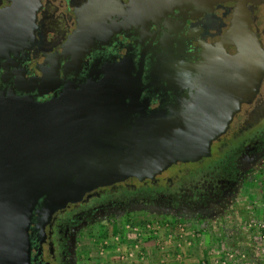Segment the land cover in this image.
Returning a JSON list of instances; mask_svg holds the SVG:
<instances>
[{
    "label": "flooded vegetation",
    "instance_id": "flooded-vegetation-1",
    "mask_svg": "<svg viewBox=\"0 0 264 264\" xmlns=\"http://www.w3.org/2000/svg\"><path fill=\"white\" fill-rule=\"evenodd\" d=\"M9 98L43 113L92 100L107 123L100 155L33 208L30 264H80L86 232L117 219L223 227L264 169V4L0 0ZM198 140L212 152L159 169Z\"/></svg>",
    "mask_w": 264,
    "mask_h": 264
},
{
    "label": "water",
    "instance_id": "water-1",
    "mask_svg": "<svg viewBox=\"0 0 264 264\" xmlns=\"http://www.w3.org/2000/svg\"><path fill=\"white\" fill-rule=\"evenodd\" d=\"M106 124L92 100L46 113L25 99L0 100V264H30L33 208L100 155Z\"/></svg>",
    "mask_w": 264,
    "mask_h": 264
},
{
    "label": "rangeland",
    "instance_id": "rangeland-1",
    "mask_svg": "<svg viewBox=\"0 0 264 264\" xmlns=\"http://www.w3.org/2000/svg\"><path fill=\"white\" fill-rule=\"evenodd\" d=\"M239 1L243 2V0ZM246 1H252L253 5L264 4V0ZM237 9L246 16L243 21L248 29L251 22L249 8L246 5L239 4L236 7ZM248 32L246 30L245 35ZM247 44L250 45L251 42L248 41ZM249 48L252 51L253 47L250 46ZM245 59L247 62L244 66L247 67L249 65L248 60L250 62L253 60L251 57L248 58L247 55ZM262 65L263 61L260 62V66ZM211 152V146L202 140H198L186 150L174 153L173 158L168 157L167 160H164L165 162L163 161L164 163L159 164V169L167 170L172 162L178 164L182 160L193 164L196 160L207 156ZM240 202L239 207L223 219L222 225L230 229L231 232H237L242 242L252 246L254 252H264V236L262 237L256 228L258 226L257 220H264L261 219L264 218V169L259 174L254 175L244 186ZM148 218L155 220L150 225H154L156 228L147 232L144 230L145 227L142 221L125 222L119 219L116 220L114 230L106 225L103 228L96 227L93 231L86 232L79 249L80 264H129L137 256L135 251L142 252L141 255L138 254V260L146 261L145 259H148L147 256H149V253L146 256L147 250H152V252L155 250L156 255L158 254L160 258H164L163 262L174 264H190L192 260L196 264H212L216 260V264H241V259L246 258L245 256L236 255V251L229 247L216 225L209 228L201 225L196 226L169 216L157 220L154 217ZM134 219L139 220L140 218ZM138 233L140 234L138 235ZM195 244L197 246L194 250L196 256H193V252L192 256L194 258L190 260L187 252L189 247ZM227 250L236 255L233 260L224 259ZM155 254L154 256H156ZM200 255L201 257L196 262L195 257L197 258Z\"/></svg>",
    "mask_w": 264,
    "mask_h": 264
},
{
    "label": "crops",
    "instance_id": "crops-1",
    "mask_svg": "<svg viewBox=\"0 0 264 264\" xmlns=\"http://www.w3.org/2000/svg\"><path fill=\"white\" fill-rule=\"evenodd\" d=\"M261 219H264V218H261ZM257 222H258V226H256V228L260 229L259 226L264 225V220L262 221L259 219V220H257ZM260 234H261V236H264V232L262 233V231H261ZM148 242H149V240H148ZM196 247H197L196 244L189 247V251L187 252V255H189L190 260H192L194 258L193 256H196V251H194V250H196ZM193 252H194V255L192 256ZM148 253H149V256H147ZM154 254H155V250L153 252H152V250H147L146 256L148 259H145L146 261L133 259V260H131V262L129 264H174L172 262L171 263L163 262L164 258H160V256L158 254L157 255L155 254L157 256L156 257V256H154ZM259 254H261V255H259ZM201 255H202V253H201ZM201 255L197 258L195 257L196 262H198V259L201 257ZM237 256L243 257L244 255L240 254ZM254 258L256 259L255 262L254 261L249 262L246 258H244L245 260L241 259V262H242L241 264H264V252L263 251L262 252L260 251V253L256 252ZM190 264H196V263L192 260V262ZM197 264H199V263H197Z\"/></svg>",
    "mask_w": 264,
    "mask_h": 264
},
{
    "label": "trees",
    "instance_id": "trees-1",
    "mask_svg": "<svg viewBox=\"0 0 264 264\" xmlns=\"http://www.w3.org/2000/svg\"><path fill=\"white\" fill-rule=\"evenodd\" d=\"M217 227L219 228L220 233L223 235L224 240L229 244V247L233 251H236V255H244L249 262L256 261V259L254 258L256 252L253 251L252 246H249L248 244L246 245L245 242H242L237 232H231L230 229L220 227L219 224H217ZM257 229L259 230V232H264V229H262L261 227L260 229Z\"/></svg>",
    "mask_w": 264,
    "mask_h": 264
},
{
    "label": "built area",
    "instance_id": "built-area-1",
    "mask_svg": "<svg viewBox=\"0 0 264 264\" xmlns=\"http://www.w3.org/2000/svg\"><path fill=\"white\" fill-rule=\"evenodd\" d=\"M153 221H148V222H144L143 224V226L145 227L144 228V230L147 232L148 230L150 231V229H154V228H156V226H151L150 225V223H152ZM126 226H128V225H126ZM259 227H261L262 229H264V225H262V226H259ZM141 233H142V231H140ZM140 233H138V235H139ZM143 234V233H142ZM144 235V234H143ZM263 237V236H262ZM115 239H117V237H115ZM118 240V239H117ZM136 252V254H137V256L136 257H134L133 259H138V254H140L141 255V251H135ZM130 255H131V253H129ZM225 257H224V259H228V260H233V258H235L236 257V255H234V253H232V252H230V251H226L225 252ZM217 263V260L215 261V263H212V264H216ZM224 263V262H223Z\"/></svg>",
    "mask_w": 264,
    "mask_h": 264
}]
</instances>
